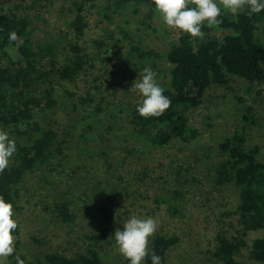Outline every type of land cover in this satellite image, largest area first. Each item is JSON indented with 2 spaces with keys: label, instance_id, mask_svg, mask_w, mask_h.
Instances as JSON below:
<instances>
[{
  "label": "rangeland",
  "instance_id": "rangeland-1",
  "mask_svg": "<svg viewBox=\"0 0 264 264\" xmlns=\"http://www.w3.org/2000/svg\"><path fill=\"white\" fill-rule=\"evenodd\" d=\"M65 3L66 0H2L0 9L28 13L43 35L58 38L70 32L69 17L61 8ZM105 3L106 0L85 1L87 27L82 42L94 56L91 67L66 85L52 81L58 101L52 109L37 113L39 117L45 115L44 121L56 129L60 141L65 140L62 145L66 156L61 159L62 165L55 164L52 170L36 169L18 184L17 204L13 205L19 226V233L14 235L18 247L15 255L0 258V264H16L14 256L19 253L36 255L55 249L73 254L86 247L85 235L99 225L98 214L86 200L92 189L98 194L118 193L112 206L115 230L123 231V223L135 215L153 217L159 225L157 232L178 235L167 264H222L211 253L214 236L220 228L221 211L235 208L236 193L233 186L214 182L213 166L223 158L218 143L235 129H245L250 142L258 143L264 153V78L249 82L229 74L226 86L211 84L200 104L182 107L188 124L198 129L196 137L188 141L173 137L163 144L147 141L133 131L129 111L130 105L142 100L130 88L145 67L129 55L126 41L96 49L92 39L111 34L117 37L122 28L130 34L145 18L148 6L141 4L138 12L127 8L104 18ZM150 22L158 23L160 30L153 32L145 27L141 38L150 47L164 50L179 31L165 27L156 13ZM162 26L167 33L162 32ZM257 33L264 39V19L258 22ZM65 44L66 38L60 50H65ZM153 59L149 66L153 69L155 64L157 79L166 81L169 62ZM45 77L34 83V90L40 92L50 85V72ZM94 85L104 96L103 109L98 114L93 104L76 100V95L93 91ZM64 86L76 95L66 94ZM246 106L252 107L253 122L244 118ZM64 201L74 212L69 221L57 216L54 208ZM115 230L99 249L104 264H120L125 259L115 246ZM258 235H264V228L248 232L250 240ZM237 258L244 264H264L249 258L247 249H242Z\"/></svg>",
  "mask_w": 264,
  "mask_h": 264
},
{
  "label": "trees",
  "instance_id": "trees-1",
  "mask_svg": "<svg viewBox=\"0 0 264 264\" xmlns=\"http://www.w3.org/2000/svg\"><path fill=\"white\" fill-rule=\"evenodd\" d=\"M85 1L66 0L61 5L69 17L67 26L70 32L58 38L43 35L28 13L0 9V129L16 140L17 147L9 167L0 174V196L13 205L17 204L18 184L23 179L36 169L52 170L55 164L62 165L61 159L66 156L62 145L65 140L60 141V134L44 121L45 115L39 117L37 113L52 109L58 101L52 81H62L66 85L91 67L94 56L82 42L87 27ZM141 4L148 6L147 12L145 18L129 31L132 34L122 28L119 36L111 34L108 38H94L92 43L100 49L126 41L129 55L141 67H148L151 61L154 63L153 58L169 62L168 79H157V82L171 100L170 108L158 118L145 119L136 111L140 101L129 106L130 121L133 131L152 143L163 144L173 137L188 141L198 135V129L188 124L183 106L200 104L211 84L226 86L229 74L241 76L249 82L264 78V39L257 33L258 22L264 19V10L250 14L245 8L235 16L222 12L219 17L223 21L221 25L202 29L205 33L203 41L179 31L168 47L159 50L141 38L146 28L153 32L160 30L158 23L150 22L156 13L151 0H106L103 17L109 18L127 8L138 12ZM161 29L167 33L164 26ZM13 31L18 40L10 44L8 36ZM65 38L63 51L60 45ZM153 66L155 68V64ZM48 72L53 77L47 81L50 85L37 92L34 83L46 80ZM99 90L100 87L94 85L93 91L89 89L83 95H76L68 87L64 88L66 94L76 95L78 103L93 104L97 114L103 109L104 102ZM251 111L252 107L246 106L244 118L253 122ZM218 147L223 158L213 166L214 182L235 188L236 205L233 210L221 211L212 256L222 264H244L237 254L247 249L249 258L264 262V235L248 238L249 231L264 228V153L258 143L250 142L245 129H235L219 141ZM87 190L90 191L89 187ZM88 194L86 200L98 214L99 225L96 231L85 235L86 247L73 254L55 249L36 255L19 253L14 256V262L17 264L16 257L19 256L25 264H104L99 249L117 226L112 206L118 193L98 194L92 189ZM54 208L64 221L74 217L68 201L58 202ZM18 233L19 226L13 235ZM178 241L179 237L174 233L156 232L150 238L149 251L154 250L161 257V264H167L169 250ZM120 264L130 262L124 259ZM143 264H151V257H147Z\"/></svg>",
  "mask_w": 264,
  "mask_h": 264
},
{
  "label": "clouds",
  "instance_id": "clouds-1",
  "mask_svg": "<svg viewBox=\"0 0 264 264\" xmlns=\"http://www.w3.org/2000/svg\"><path fill=\"white\" fill-rule=\"evenodd\" d=\"M151 3L165 27L201 41L205 37L202 30L205 26L212 28L223 23L219 19L222 12L235 16L245 8L250 14L264 10V0H151ZM8 40L10 44L15 43L18 40L17 33L10 32ZM130 89L142 97L136 111L145 119L158 118L171 106V100L164 95L165 89L157 82V73L151 66L143 68ZM16 151V140L10 138L7 131L0 129V174L9 167ZM14 216L13 204L0 196V258H7L15 252L13 232L18 224ZM158 227V222L153 217L131 216L123 223V231L116 229L114 233L119 254L130 264H143L149 256L151 264H161V257L154 250L149 251L150 238L155 235ZM16 262L25 264L19 256L16 257Z\"/></svg>",
  "mask_w": 264,
  "mask_h": 264
}]
</instances>
